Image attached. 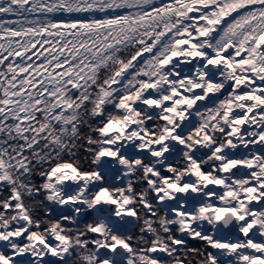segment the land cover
I'll list each match as a JSON object with an SVG mask.
<instances>
[{
    "label": "snow or ice",
    "instance_id": "snow-or-ice-1",
    "mask_svg": "<svg viewBox=\"0 0 264 264\" xmlns=\"http://www.w3.org/2000/svg\"><path fill=\"white\" fill-rule=\"evenodd\" d=\"M0 264H264V0H0Z\"/></svg>",
    "mask_w": 264,
    "mask_h": 264
}]
</instances>
